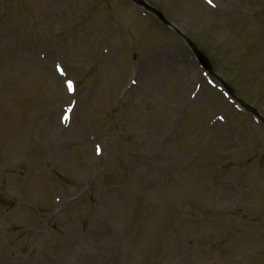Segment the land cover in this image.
Segmentation results:
<instances>
[{
    "label": "rangeland",
    "instance_id": "374dc122",
    "mask_svg": "<svg viewBox=\"0 0 264 264\" xmlns=\"http://www.w3.org/2000/svg\"><path fill=\"white\" fill-rule=\"evenodd\" d=\"M143 1L264 117V0ZM0 264H264V126L127 0H0Z\"/></svg>",
    "mask_w": 264,
    "mask_h": 264
},
{
    "label": "water",
    "instance_id": "95a60500",
    "mask_svg": "<svg viewBox=\"0 0 264 264\" xmlns=\"http://www.w3.org/2000/svg\"><path fill=\"white\" fill-rule=\"evenodd\" d=\"M139 5H141V6H143L146 10H150L146 5H144L143 3H139ZM150 11H152V13L162 22V23H164L165 25H169L167 22H166V20L162 17V15L161 14H159L158 12H156V11H154V10H150ZM190 46V48H191V50H192V52L194 53V55H195V57L197 58V60L199 61V63L201 64V66L208 72V73H210L211 75L213 74L212 73V70H211V68H210V66H209V64H208V61H207V59L201 54V52H199L198 50H197V48L194 46V45H192V44H190L189 45ZM227 90H228V92L229 93H231L230 92V90L226 87V86H224Z\"/></svg>",
    "mask_w": 264,
    "mask_h": 264
},
{
    "label": "snow or ice",
    "instance_id": "6c2138e0",
    "mask_svg": "<svg viewBox=\"0 0 264 264\" xmlns=\"http://www.w3.org/2000/svg\"><path fill=\"white\" fill-rule=\"evenodd\" d=\"M206 3H208L209 5H212V0H206ZM212 6H214V5H212ZM56 71L61 72V74L63 75V72L59 68V66H57ZM132 83H135V81H132ZM67 89H68L69 92H74V86H73V84H72L71 81H68V83H67ZM96 151H97V154L99 155L100 154V148L97 147V150Z\"/></svg>",
    "mask_w": 264,
    "mask_h": 264
},
{
    "label": "bare ground",
    "instance_id": "6f19581e",
    "mask_svg": "<svg viewBox=\"0 0 264 264\" xmlns=\"http://www.w3.org/2000/svg\"><path fill=\"white\" fill-rule=\"evenodd\" d=\"M148 59H149L150 61H153V60H154L153 57H149Z\"/></svg>",
    "mask_w": 264,
    "mask_h": 264
}]
</instances>
